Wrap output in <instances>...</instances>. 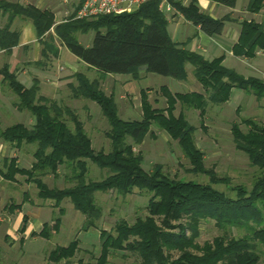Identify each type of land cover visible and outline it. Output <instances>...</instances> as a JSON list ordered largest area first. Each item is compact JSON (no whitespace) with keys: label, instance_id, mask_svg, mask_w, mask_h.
I'll use <instances>...</instances> for the list:
<instances>
[{"label":"trees","instance_id":"trees-1","mask_svg":"<svg viewBox=\"0 0 264 264\" xmlns=\"http://www.w3.org/2000/svg\"><path fill=\"white\" fill-rule=\"evenodd\" d=\"M83 1H79L70 17L55 24L50 10L0 0V12L8 15L6 25L0 29V51L10 54L17 46L18 34L11 31V25L19 18L34 25L43 44V58L58 56L57 39L74 57L99 73L93 81L82 73L74 74L75 84L69 87L70 98L90 101L99 107L108 124L104 136L111 146L108 153L93 149L83 123L72 108L39 96L37 82L30 88L24 87L7 65L0 69L2 84L16 97L14 108L28 113L34 120L30 128L16 123L0 130V141L16 151L36 146L32 148L33 162L29 169L18 167L17 159L9 158L3 161L0 176L9 183H17V176L24 177L26 184L36 187L40 200L50 201L52 208L58 210L52 225L44 223L40 232H32L30 237L50 240L56 235L64 214L61 203L68 199L85 219L83 231L96 230L99 235V255L89 264H108L114 252L136 255L141 264H264L258 250L259 246L264 247V124L242 118L240 123L231 125L234 148L247 156L250 166L258 170L251 188L230 187L234 193L231 197L215 188L219 184L229 186V179L220 178L213 169L205 167L204 154L194 140L196 128L184 115V111H196L203 121L209 104L228 103L234 89L260 102L264 100V80L245 78L226 68L223 55L208 60L189 51L188 41L179 44L171 40L168 21L159 9L158 0H150L134 11L119 15L75 19ZM208 1L232 9L237 2ZM171 3L187 22L208 37L221 36L226 23L233 22L228 16L214 19L205 14L198 0H191L186 7ZM262 9L264 0H248L245 8L251 15L259 14ZM239 25L240 34L232 54L237 58L254 59L258 52L264 51V25L254 20H242ZM90 31L95 33L92 45L83 47L77 35ZM44 37L47 41L42 40ZM186 65L193 68V76L203 92L172 93L167 87H161L159 92L165 100V108L159 109L149 102L148 90H141L139 120H122L113 94H105L100 86L106 75H130L132 80L138 81L140 69L186 81ZM177 105L183 111L175 115ZM241 125L246 127V132ZM152 126L177 143L190 165L189 172L205 176L208 183L173 179L161 165L153 166L149 172L143 169V158L135 153L134 146L141 144L147 135L153 136ZM88 162L105 170L107 176L100 181H89ZM61 168L66 172L65 186L68 187L49 188L43 179L48 176L57 179ZM136 190L150 195L146 216L132 224L118 220L110 231L98 229L103 209L96 203L94 194L113 192L126 198ZM26 197L25 193L21 204H8L7 209H20ZM27 202L30 203L28 197ZM26 219L23 216L18 229L20 234L25 232ZM205 221L213 222L225 233L200 245L197 242L200 224ZM231 229L245 234L229 236L226 232ZM78 251L79 240L73 239L66 247L51 250L46 260L52 264L68 262ZM77 264L83 263L78 261Z\"/></svg>","mask_w":264,"mask_h":264},{"label":"rangeland","instance_id":"rangeland-1","mask_svg":"<svg viewBox=\"0 0 264 264\" xmlns=\"http://www.w3.org/2000/svg\"><path fill=\"white\" fill-rule=\"evenodd\" d=\"M79 1L80 0H66L65 3H62V0H57L53 6H61L65 9L62 15V20H65L73 14ZM246 2V0H237L235 6L237 11L235 15L237 19L236 22L242 17L243 20H254L264 25V9H262L259 14L251 15L245 10ZM189 3L190 2L181 4V6L186 7ZM217 6V9L206 10L205 12L202 10L205 9L202 4L199 5V8L205 14L219 17V15L222 16L224 11H226V7L221 5ZM175 10L179 13L176 8ZM165 16L168 21L167 32L171 40L180 41L181 35H185L186 27L178 24H184L185 19L175 12L165 13ZM227 16L231 17V15ZM92 19L96 18L87 20ZM94 35L95 33L90 31L87 34H78L77 39L83 47H90ZM47 39L48 38L44 37L43 41H47ZM56 42L60 45L57 39ZM67 56L72 57L73 55L65 49L62 51L58 62H55L54 68L56 65H59L63 68L64 72H67L70 67ZM260 60H264V58H260ZM42 63H46L45 58L42 59ZM247 64L248 68L234 58H228L224 63L226 68L235 69V72L241 73L242 75L264 77V75L260 73L262 69L261 61L253 62L250 60L246 62V65ZM251 64H256V72H254V74H252V71H249ZM78 71L80 73H85L82 69ZM186 72L187 80L177 81L169 77L146 73L144 69H140V80L134 81L130 75H112L121 76L118 77L121 78V82L129 80L128 82L131 81V83L127 84L123 82L122 88L116 87L113 89V82L111 79H107L105 82V89L108 93L110 91L113 92L118 115L122 120H139L141 117V90H148L147 96L149 102L154 108L159 109L165 108V100L159 92L161 87H167L172 93L203 92L201 85L193 76V68L190 65H186ZM97 75V72L86 74L91 81L97 79ZM70 95V89L63 86L59 94V97L62 98L60 104L71 106L78 114L80 121L83 123L92 141L93 149L96 151L102 150L105 153L110 152V143L104 136V133L108 130V124L102 117L99 107L95 103L86 100H80L73 105L69 100L71 99ZM181 111H183L182 108L177 105L175 115H178ZM184 115L187 121L196 128L194 140L196 146L204 154L205 167L207 169H213L218 177L229 179V186L219 184L216 185L215 188L231 197H234V193L231 192L230 187L243 185L248 189L251 188L254 178L258 175V170L250 166L247 156L234 148L230 128L233 123H240V119L242 118L252 119L258 124H264V100L257 102L251 95L234 89L228 103L224 105L209 104L206 117L203 121L200 120L198 112L196 111H184ZM16 123H18L17 120L11 118L8 125ZM69 125L72 127L70 123ZM241 129L244 132L247 131L246 127L242 125ZM151 133L153 136L147 135L141 144L134 146L135 153H140L143 158L142 167L145 171L149 172L152 170L153 166L161 165L164 172L173 179L196 181L203 184L208 183V179L205 176L195 175L189 172L190 165L183 157L175 141H172L163 131L155 126H152ZM32 148L35 149L36 146L29 145L19 152L22 156L21 167H25L24 165L32 161ZM65 173V170L61 168L59 172L60 175L57 179L48 176L43 179V182L49 188L62 189L68 187L65 186L67 185L64 178ZM106 176L107 172L105 170H101L94 164L88 162L87 179L89 181H100ZM17 179L18 182L16 184L10 185L7 183V187L3 189V192L0 191V220H4V223L0 221V263L52 264L46 260V255L56 247H66L73 239L79 240V251L70 261H63L59 264H77L78 261L83 264L94 262L100 251L98 232L96 230H90L88 232L83 231L82 226L85 219L79 212L74 210L68 199H65L61 203L64 214L61 217L60 229L50 240H44L38 236H29L23 239V234H20L18 230L12 233L10 235L11 237L5 235L8 230L14 227V218L12 216L14 211L6 207L4 209L3 207L13 203L20 204L25 193L30 203L27 202L26 197L23 213L30 211L33 217L26 216V224L30 223L35 228V224L40 223L41 226L37 228V233L40 232L44 223L52 225V219L58 217V210L52 208L50 201H43L37 197V189L34 185L24 184V177L17 176ZM149 197L150 195L148 193H141L137 190L133 195H129L126 198H120L113 192L108 194L95 193V201L103 209L102 218L97 222L98 229L110 231L118 220H125L127 223L132 224L137 218L145 217ZM224 233L225 232L216 228L213 222L205 221L200 224V237L197 239V242L202 245L204 242H210L213 238L223 235ZM226 233L233 237H241L245 234L244 231L238 232L235 229L228 230ZM21 238L22 241L20 242ZM258 248L261 261L264 262V247L259 246ZM172 255L174 257L177 256L175 253ZM108 264H141V261L136 255L114 252Z\"/></svg>","mask_w":264,"mask_h":264},{"label":"crops","instance_id":"crops-1","mask_svg":"<svg viewBox=\"0 0 264 264\" xmlns=\"http://www.w3.org/2000/svg\"><path fill=\"white\" fill-rule=\"evenodd\" d=\"M3 1L18 3L22 6L32 5L41 10H50L54 15L55 24H59L64 21L62 20V15L64 14L65 9L61 6H56V7L53 6V4L57 0L56 1L55 0H3ZM246 1H247L246 2L247 5L248 0ZM63 2L65 3L66 0H62V3ZM198 4L199 5L202 4L203 8H205L202 9L204 12L206 10L208 11L212 9H217L218 7L217 6L218 4L209 2L208 0H198ZM236 12L237 11L235 8L232 9L226 7V11H224L222 16L219 15V17H215L209 15L214 19H221L224 16L231 15L230 18L231 20H233V22L226 23L222 35L217 37L206 36L205 34L200 32L198 28H195L189 22L184 20V24H178V25H182L183 27H186L185 35H181L180 41H174V42L182 44L188 41L186 48L189 51L200 54L201 56H203L205 59L208 60L223 55L224 56L223 65L228 58L236 59L241 64H244L247 68H248V64L246 65L247 61L250 60L253 62L261 61L262 69L260 73L264 75V73H262L264 72V60H260V58H264V51L258 52L254 59L237 58L234 57L232 54V48L234 44L237 42L240 34L239 23L243 20L241 17L240 20L236 22L237 20L235 17ZM7 20H8V15H3V13L0 12V29H2L6 25ZM11 31L16 32L18 34L17 46L11 50L10 54H6L4 51H0V69L4 65H7L9 71L11 73H14L17 80L26 88L32 87L34 82H37L39 88V92H38L39 96L60 103L62 100V98L59 97L60 90L62 89L63 86L65 88H69L70 85L75 84L73 75L76 73H80L78 71L79 69L84 70L85 73H82L84 75L96 73L95 70L88 68L84 63H82L76 57L73 56L72 57L67 56L70 66L67 72H64L63 68L59 65H56V67L54 68L55 62H58L62 51L66 49L61 44L58 45L56 40H55V45L59 50L58 56L56 58L50 55L47 56L45 58L46 63L43 64L42 63L43 57L41 55L43 44L39 40L37 31L34 25L31 23V21L16 18L11 25ZM250 67L251 68L249 69V71H252V74H254V72H256L255 69L256 64L255 65L251 64ZM238 74L242 75L241 73ZM97 76L99 77V73ZM242 76L245 78L253 77L264 80V77H255L254 75L253 76L242 75ZM118 77L121 76H112V75L105 76V78L100 83L101 89L103 90L104 93L107 92L105 89V82L107 79H111V81L113 82L112 84L113 89H115L116 87L122 88L123 82H126L127 84L131 83V81L128 82L129 80H124L121 82V78ZM105 94L110 95L113 94V92L110 91L109 93L107 92ZM69 100L71 103H73V105H75L80 101V100H71V99ZM15 102H16V97L9 91L7 87H5L2 84V78L0 76V130H4L5 128L10 126L8 124L11 118L17 120L18 123L24 124L28 128L33 126L34 124L33 118L26 112H18L14 108ZM68 107L71 108V106ZM19 152L20 151H16L12 149L8 143L0 141V168L5 159L16 158L18 167L23 169H29L33 162L32 155H31L32 161L27 163V165H24L25 167H21L22 156L21 154H19ZM7 183L10 185L16 184V183L6 182L0 176V191L3 192V189L7 187L6 186ZM24 184L26 183L24 182ZM5 207L7 208V205L4 206L3 208L5 209ZM23 208H24V204L20 209H16L14 211V213L12 214L14 218V227L8 230V232L5 235L10 236L12 233H14L20 228L23 216H29L33 218L30 211L23 213ZM0 221L4 223L3 222L4 220H0ZM40 226L41 224L38 223L35 224V228H34L33 225L27 223L22 238L25 239L26 237H29L32 232L37 233V228H39Z\"/></svg>","mask_w":264,"mask_h":264},{"label":"built area","instance_id":"built-area-1","mask_svg":"<svg viewBox=\"0 0 264 264\" xmlns=\"http://www.w3.org/2000/svg\"><path fill=\"white\" fill-rule=\"evenodd\" d=\"M150 0H84L75 14V19L98 18L107 15H119L136 10ZM162 13H176L172 3L184 4L191 0H158Z\"/></svg>","mask_w":264,"mask_h":264}]
</instances>
